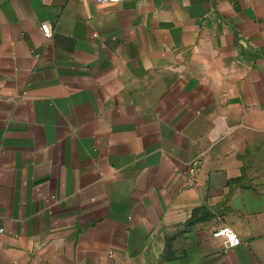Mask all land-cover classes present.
<instances>
[{
	"label": "crops",
	"instance_id": "crops-1",
	"mask_svg": "<svg viewBox=\"0 0 264 264\" xmlns=\"http://www.w3.org/2000/svg\"><path fill=\"white\" fill-rule=\"evenodd\" d=\"M0 228V264H264V0H0Z\"/></svg>",
	"mask_w": 264,
	"mask_h": 264
},
{
	"label": "built area",
	"instance_id": "built-area-1",
	"mask_svg": "<svg viewBox=\"0 0 264 264\" xmlns=\"http://www.w3.org/2000/svg\"><path fill=\"white\" fill-rule=\"evenodd\" d=\"M98 3H109V4H116L120 3L123 0H94ZM41 30L46 36H51L52 28L48 22H44L41 24ZM197 161H194L189 166L188 170L186 171V185H193L196 181L197 176ZM3 230L0 228V233ZM211 237L216 239H222L223 244L225 247H233L238 245L241 242V238L239 235L233 230V228L229 224H222L216 226L211 231Z\"/></svg>",
	"mask_w": 264,
	"mask_h": 264
},
{
	"label": "water",
	"instance_id": "water-1",
	"mask_svg": "<svg viewBox=\"0 0 264 264\" xmlns=\"http://www.w3.org/2000/svg\"><path fill=\"white\" fill-rule=\"evenodd\" d=\"M167 257L170 256V253H171V248H170V244L168 243V246H167Z\"/></svg>",
	"mask_w": 264,
	"mask_h": 264
}]
</instances>
